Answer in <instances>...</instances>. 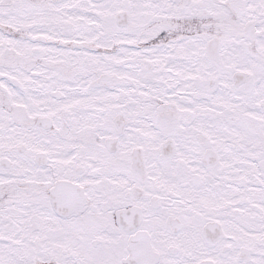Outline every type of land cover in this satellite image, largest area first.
<instances>
[{
    "label": "snow or ice",
    "instance_id": "1",
    "mask_svg": "<svg viewBox=\"0 0 264 264\" xmlns=\"http://www.w3.org/2000/svg\"><path fill=\"white\" fill-rule=\"evenodd\" d=\"M0 264H264V0H0Z\"/></svg>",
    "mask_w": 264,
    "mask_h": 264
}]
</instances>
